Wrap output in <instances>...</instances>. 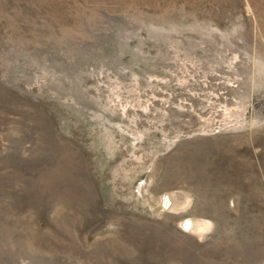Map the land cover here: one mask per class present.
<instances>
[{"label":"rangeland","instance_id":"rangeland-1","mask_svg":"<svg viewBox=\"0 0 264 264\" xmlns=\"http://www.w3.org/2000/svg\"><path fill=\"white\" fill-rule=\"evenodd\" d=\"M0 264H264V0H0Z\"/></svg>","mask_w":264,"mask_h":264},{"label":"bare ground","instance_id":"bare-ground-1","mask_svg":"<svg viewBox=\"0 0 264 264\" xmlns=\"http://www.w3.org/2000/svg\"><path fill=\"white\" fill-rule=\"evenodd\" d=\"M141 188H143V186H141ZM145 188H146V186H145ZM169 196H170V199H176V198H178V197H180L181 195H176V194H170V195H166V196H163V197H161L159 200H158V202H157V204L155 203L153 206H152V209H154V211H156V212H163V210H166V209H168L169 208V203H168V201H169ZM176 197V198H175ZM173 199V200H174ZM184 199V198H183ZM171 201V200H170ZM175 204V203H174ZM183 207H179L180 208V210H182V209H185V208H187L188 206H189V200H184L183 201ZM180 206V205H179ZM171 207V206H170ZM216 207V206H215ZM172 208V207H171ZM176 208V207H175ZM174 208V209H175ZM176 209H178V207L176 208ZM167 211V210H166ZM170 211H172L171 209H170ZM177 211H179V210H177ZM165 212V211H164ZM204 225H207V223H204V222H192V223H187L185 226H186V228H189L192 232H194V233H196V234H198L199 236L200 235H202V233L204 232L203 230H202V226H204ZM204 228V227H203Z\"/></svg>","mask_w":264,"mask_h":264}]
</instances>
